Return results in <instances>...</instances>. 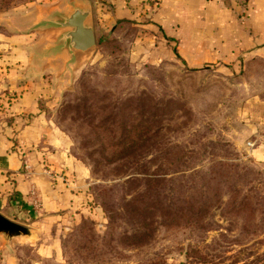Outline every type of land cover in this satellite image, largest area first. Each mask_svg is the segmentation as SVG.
<instances>
[{
	"label": "rangeland",
	"instance_id": "rangeland-1",
	"mask_svg": "<svg viewBox=\"0 0 264 264\" xmlns=\"http://www.w3.org/2000/svg\"><path fill=\"white\" fill-rule=\"evenodd\" d=\"M67 1L0 0V68L13 49L28 58L24 49L42 35L10 32L3 21ZM87 1L95 43L65 87L45 69L48 92L37 101L68 158L54 171L42 155L40 172L74 204L64 216L43 212L23 153L27 216L9 218L33 239L0 241V264H264L259 67L188 68L163 55L164 36L153 37L147 12L156 0H127V18L116 0Z\"/></svg>",
	"mask_w": 264,
	"mask_h": 264
},
{
	"label": "crops",
	"instance_id": "crops-1",
	"mask_svg": "<svg viewBox=\"0 0 264 264\" xmlns=\"http://www.w3.org/2000/svg\"><path fill=\"white\" fill-rule=\"evenodd\" d=\"M126 1L115 2L120 18L133 15ZM147 15L149 26L154 27L153 37H165L167 45L161 48L165 57L176 56L188 68L211 63L216 70L234 75L236 71L247 75V68L257 65V75L264 81V0H156ZM23 53L13 49L9 67L0 68V213L27 216L22 206L28 204L25 192L29 182L19 169L24 153L33 164L31 183L40 192L42 211L55 210L64 216L70 212L75 196L61 181H50L42 174L38 162L50 153V168L56 171L58 164L68 161L65 145L49 128L37 104L48 92V77L42 76L45 69L38 76H29ZM46 71L53 76L51 69ZM256 93L259 118L264 120V86ZM57 215L50 217H62Z\"/></svg>",
	"mask_w": 264,
	"mask_h": 264
},
{
	"label": "water",
	"instance_id": "water-1",
	"mask_svg": "<svg viewBox=\"0 0 264 264\" xmlns=\"http://www.w3.org/2000/svg\"><path fill=\"white\" fill-rule=\"evenodd\" d=\"M36 12L18 23L7 19L3 24L10 32H42L40 39L26 46L30 51L26 71L35 77L49 68L53 72L54 86L63 88L95 43L90 3L70 0L63 6ZM14 239H33L30 227L0 213V241L9 245Z\"/></svg>",
	"mask_w": 264,
	"mask_h": 264
},
{
	"label": "built area",
	"instance_id": "built-area-1",
	"mask_svg": "<svg viewBox=\"0 0 264 264\" xmlns=\"http://www.w3.org/2000/svg\"><path fill=\"white\" fill-rule=\"evenodd\" d=\"M35 193V191H34V189H32L31 190V194H34ZM33 204L35 205L36 204V200L35 199H33Z\"/></svg>",
	"mask_w": 264,
	"mask_h": 264
}]
</instances>
